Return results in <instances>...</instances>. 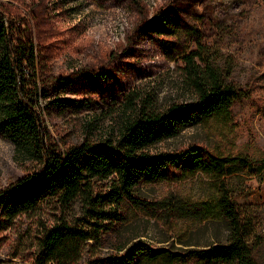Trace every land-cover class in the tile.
I'll list each match as a JSON object with an SVG mask.
<instances>
[{
  "label": "rangeland",
  "instance_id": "374dc122",
  "mask_svg": "<svg viewBox=\"0 0 264 264\" xmlns=\"http://www.w3.org/2000/svg\"><path fill=\"white\" fill-rule=\"evenodd\" d=\"M40 9L45 14L40 16ZM0 10L10 20L19 19L16 26L28 31L37 46V111L60 147L79 144L85 136L100 141L132 112L127 110L131 100L135 104L150 98L158 109L193 100L182 80L180 58L201 44L214 64L230 70L226 81L246 95L233 103L224 124L213 120L186 128L152 149L171 152L196 146L214 153H264V0H0ZM39 169V161L16 155L0 129V190L35 176ZM202 177L148 186L144 197L150 203L170 195L197 202L209 193ZM227 185L231 201L249 208L259 221L254 256L257 264H264V174H232ZM43 211L42 219L50 218L49 208ZM203 224L131 212L125 227L110 233L108 243L126 241L127 247L139 240L146 243L141 245L179 251L185 247L182 241L204 244L217 233L223 237L214 222L206 229ZM37 229L25 215L11 226L2 222L0 250L32 259L37 248L28 246L26 236H34ZM19 239L25 243L18 244ZM124 253L102 248L92 260L121 264L117 256ZM87 259L84 252L81 264Z\"/></svg>",
  "mask_w": 264,
  "mask_h": 264
},
{
  "label": "trees",
  "instance_id": "16d2710c",
  "mask_svg": "<svg viewBox=\"0 0 264 264\" xmlns=\"http://www.w3.org/2000/svg\"><path fill=\"white\" fill-rule=\"evenodd\" d=\"M17 22L0 10V129L8 134L16 155L39 161L40 169L35 176L22 177L0 190V224L14 225L22 215L37 223L35 235H27L26 242L36 246L39 263L81 264L86 252V264H99L98 259L92 260L96 253L114 248L126 251L117 256L121 264H257L259 221L249 208L231 201L227 177L244 171L264 174V153L257 157L245 152L214 153L196 146L171 152L152 149L186 128L229 120L233 103L246 95L226 81L230 70L214 64L198 44L180 58L182 80L193 100L173 102L163 109L150 98L135 104L131 100L127 110L132 112L125 113L103 139L85 136L79 144L62 148L41 125L40 87L34 73L39 51ZM196 174L207 179L209 189L207 197L197 202L170 195L150 203L144 197L148 186ZM46 208L50 218L45 220ZM138 211L170 222L200 220L204 229L214 222L224 234L217 233L204 244L181 239L185 247L179 251L141 245L146 243L139 240L127 247L121 240L109 244L110 233L116 229L119 233L130 213ZM23 243L24 239L18 241Z\"/></svg>",
  "mask_w": 264,
  "mask_h": 264
},
{
  "label": "built area",
  "instance_id": "2783aa9c",
  "mask_svg": "<svg viewBox=\"0 0 264 264\" xmlns=\"http://www.w3.org/2000/svg\"><path fill=\"white\" fill-rule=\"evenodd\" d=\"M24 256L15 255L11 253H4L0 250V264H56L54 261H48L46 263H39L34 256L32 259H24Z\"/></svg>",
  "mask_w": 264,
  "mask_h": 264
}]
</instances>
